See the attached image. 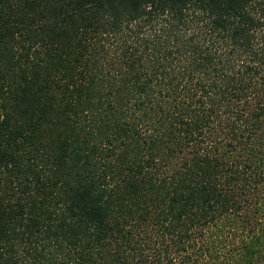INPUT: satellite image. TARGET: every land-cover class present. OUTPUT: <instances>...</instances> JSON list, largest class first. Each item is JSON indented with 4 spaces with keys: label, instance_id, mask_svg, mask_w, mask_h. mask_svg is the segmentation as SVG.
<instances>
[{
    "label": "trees",
    "instance_id": "obj_1",
    "mask_svg": "<svg viewBox=\"0 0 264 264\" xmlns=\"http://www.w3.org/2000/svg\"><path fill=\"white\" fill-rule=\"evenodd\" d=\"M0 264H264V0H0Z\"/></svg>",
    "mask_w": 264,
    "mask_h": 264
}]
</instances>
